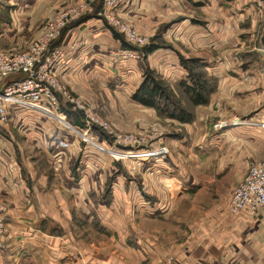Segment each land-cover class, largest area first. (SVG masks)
<instances>
[{
  "label": "crops",
  "instance_id": "crops-1",
  "mask_svg": "<svg viewBox=\"0 0 264 264\" xmlns=\"http://www.w3.org/2000/svg\"><path fill=\"white\" fill-rule=\"evenodd\" d=\"M247 1L258 9L253 0ZM73 2L0 0V11L3 3L15 5L16 11L10 12L6 26L0 17V49L8 45L6 49L24 48L44 19ZM99 3L95 0L89 13L68 23L58 38L65 55L55 74L76 95L82 96L84 89L96 84L133 87V92L146 64L160 76L178 82L186 74L177 61L178 52L203 56L222 81H217L208 104L195 107L196 119L183 124L190 138L196 139L193 146L184 144L189 156L183 155L182 148L179 153L170 148L169 156L136 164L138 178L128 186L121 179L113 181L109 198H101V181L76 183L69 169H58L61 162L56 159L65 158V150L76 148L79 141L66 127L31 108L7 105V119L0 120V202L7 205L0 264H156L160 260L171 264H264V205L254 216L227 210L230 192L243 174L231 178V165H248L264 157V127L260 123L261 127L253 126L257 125L253 122L215 130L207 127L212 119L228 116L264 120V103L254 105L264 96V66L251 62L244 71L240 68L239 76L249 75L248 80L225 78L223 38L231 27L221 15L220 0H127L116 13L138 29L154 32L165 21L183 19L164 35L170 48L156 49L145 59L114 62L111 53L122 47V40L102 17ZM94 7L99 9L95 12ZM262 15V9L254 12L255 23ZM75 39L81 44L70 49ZM245 97L249 100L243 102ZM63 106L66 102L64 110ZM83 121L82 128H86L87 120ZM15 131L30 146L46 150L57 186H43V173L37 182L29 183L33 170L29 165L26 168ZM188 158L195 171L188 169ZM96 166L85 167L84 176L100 167Z\"/></svg>",
  "mask_w": 264,
  "mask_h": 264
},
{
  "label": "rangeland",
  "instance_id": "rangeland-1",
  "mask_svg": "<svg viewBox=\"0 0 264 264\" xmlns=\"http://www.w3.org/2000/svg\"><path fill=\"white\" fill-rule=\"evenodd\" d=\"M220 3L221 15L226 16L225 19L229 20V25L231 27L230 30L225 33V37L223 38L225 78L228 77V80L251 79L249 75L242 74V76H239V72H242L240 71V68L244 71L243 67H246L251 62H254L257 65H259L261 62L264 66V49L262 48L260 42L264 28V7H258V9H262L263 15L261 17L262 20H257L255 23L253 19L254 12L258 9H254V7L251 8V3H249L247 0H220ZM1 9L2 10L0 12H3V14H0V17H3V20L1 21L5 23L4 26H6V24L11 20L10 12H13L14 14L16 12L15 5L10 6L3 3ZM181 19L183 18L177 17L173 20L165 21V23L158 26L154 32L151 30L146 31L138 29L137 27L136 28L138 32L142 33L146 37V44L150 42H158L159 45L163 46L162 48H170V42L164 38V35L170 34L172 27L176 26L172 24L178 22V20L180 21ZM197 21L198 20L195 19V22ZM191 22L194 21L192 20ZM0 26H2V24ZM169 27L170 30L168 31ZM28 37H25V39H28ZM155 37L157 38L155 39ZM6 47H10V45ZM140 50L142 51V49ZM178 53L176 58L179 62ZM181 54L184 57L197 56L204 59L203 56L195 54ZM142 55V57L145 59L146 57L144 56L143 51ZM205 68L204 69L206 70L207 75L210 76V78L212 77V81H216L215 83L217 89V81L222 80H219L218 76L213 72L208 64ZM154 70L160 76L157 70ZM261 72L264 76V69H262ZM160 77L164 79L169 85L175 87V83L177 82H171L165 77ZM262 80L264 81V78H262ZM124 88L125 87L117 88L112 86L107 88L104 85L96 84L95 88L93 89H84L85 94L82 96L76 95L74 92L70 91L75 100H78L79 104L82 106H78L77 103L69 101L66 102V104L71 110L81 109L84 120H88V124L86 122V128H82L73 124V121H70V119L66 117L64 113L60 116L57 113L48 114L36 111L41 117L45 119L47 118L51 121H56L58 125H61V127H66L71 135L78 138L79 141L76 145V148H67L64 152L66 157L56 159L57 161L61 162L58 166V169H69L70 176L73 177L76 183H80L88 179H90L92 183L101 181L103 184L101 198L110 197V185L113 181L121 179L122 183H125V185L128 186L129 184H132L131 182L133 180L138 178L136 175L138 173L135 170L137 169L136 164L143 165L144 162H150L151 158L156 157L146 155L145 151L148 147L155 149L159 147L166 148L167 152L163 156H169L170 148L177 149L178 153L180 151L179 148H182L184 152L182 150L181 152L183 155H185V157H188L190 152L186 147L187 145L184 144H191L193 146L194 143H196L195 136H193L192 139L190 138L187 128H185V125H183L184 123H178L176 120L157 116L155 110L152 107L138 103L132 99L131 95L133 92H131V89L133 87H131V89ZM176 94V98L179 97V99L181 98L183 100L181 102H186V95L181 88L177 90ZM248 100L249 98L245 97L243 102ZM260 102L264 103V96L257 98L254 105H259ZM194 109L195 107L193 108L195 116ZM91 116H97V118L105 120L109 124V128L112 129V133L118 134L130 132L137 136V141L133 144H113L111 141L115 138V136L113 137L111 134V138L106 136L109 135L107 130L104 131L99 129L97 122L90 120ZM232 120H242L243 122L245 121V123H247L235 124L237 126L252 125L248 123L253 122L257 124H253V126L261 127L259 125L261 120L255 122L246 116H244V118L238 116H228V119H212L207 127L210 126L215 130L224 128L226 126H233L234 124H232ZM214 124H217V126L214 127ZM61 130H63V128H61ZM15 133H17V135H15ZM14 138L18 140L19 144H22L19 146V148L26 168H28L29 165V170H33V176L29 180V183L32 184L37 182L38 176L43 173V186H48L49 184L57 186L58 179L55 177V169L49 163V161H47L46 150L44 152V150H39L36 146H30L27 144L26 138L23 136L20 137V134H18L17 131L14 132ZM49 150L51 151L50 147ZM191 150L192 153H194V148H191ZM203 152L205 151L202 150V153ZM185 160L189 161L188 169L191 168L193 171H195V165L194 163L190 162V158ZM96 165H100V167L97 168L96 171L92 169L90 174H87V179H85L86 177L83 173L85 172V167L88 166L91 168ZM247 166V164H232L231 178H233L234 174H239L240 172L244 173ZM170 173L174 174L175 172L172 173L170 171ZM91 198L93 199L94 196H91ZM54 212L58 213V209L55 208ZM5 213L6 211L4 212V216ZM57 213L54 214L56 215ZM6 228L7 226L5 222L4 232L6 231ZM43 228L44 225L41 224V229Z\"/></svg>",
  "mask_w": 264,
  "mask_h": 264
},
{
  "label": "built area",
  "instance_id": "built-area-1",
  "mask_svg": "<svg viewBox=\"0 0 264 264\" xmlns=\"http://www.w3.org/2000/svg\"><path fill=\"white\" fill-rule=\"evenodd\" d=\"M95 0H74L59 10V12L43 20L39 32L32 37L22 49H0V120L7 119V105H18L43 113H57L62 115V104L74 102L78 106L70 90L58 79L55 67L65 55V47L57 42L66 25L75 19L87 14ZM101 3L102 17L110 24L124 40L138 48L122 46L112 51L114 62L124 58L139 59L142 57L140 46L146 44V37L138 32L136 26L129 20L121 18L116 11L127 0H98ZM255 6L264 7V0H253ZM81 41L69 44L70 49H75ZM264 49V48H263ZM87 115V114H86ZM90 120L96 121L99 128L115 136L112 143H131L137 141V136L130 132L112 133L109 124L91 116ZM242 121V120H240ZM88 123V120H87ZM245 123V122H244ZM243 123V124H244ZM242 124V123H240ZM264 127V120L260 122ZM214 127L217 124L213 125ZM166 148L148 147L147 156H163ZM227 210L231 214L248 213L256 215L259 208L264 205V157L257 162L248 164L245 172L240 176L230 192ZM7 205L0 202V234L5 230L4 212ZM156 264H171L170 260H160Z\"/></svg>",
  "mask_w": 264,
  "mask_h": 264
},
{
  "label": "trees",
  "instance_id": "trees-1",
  "mask_svg": "<svg viewBox=\"0 0 264 264\" xmlns=\"http://www.w3.org/2000/svg\"><path fill=\"white\" fill-rule=\"evenodd\" d=\"M93 9L96 12L99 7H94ZM113 32L116 38L122 40V46L126 45L138 48L129 44L118 32ZM156 38L157 37H155V39ZM57 42H59V40ZM162 47L163 46L159 45L158 42H150L139 48L142 49L146 57L147 53ZM178 59L180 66L184 68L186 74L184 78H181L175 83V87L169 85L154 69L146 64L143 68L140 82L136 86L131 97L138 103L152 107L159 117L170 118L176 120L178 123H191L195 119L193 108L197 105H206L209 103L211 93L216 89V81H212V77L210 78V76L207 75L205 70L207 63L204 59L197 56L184 57L181 53H178ZM179 88H181L186 95L185 103L181 102L183 101L181 98L175 97ZM63 108L66 117L71 119L75 125L85 127L81 109L71 110L67 104L63 106Z\"/></svg>",
  "mask_w": 264,
  "mask_h": 264
},
{
  "label": "water",
  "instance_id": "water-1",
  "mask_svg": "<svg viewBox=\"0 0 264 264\" xmlns=\"http://www.w3.org/2000/svg\"><path fill=\"white\" fill-rule=\"evenodd\" d=\"M260 42H261L262 48H264V28H263L262 35L260 38Z\"/></svg>",
  "mask_w": 264,
  "mask_h": 264
},
{
  "label": "bare ground",
  "instance_id": "bare-ground-1",
  "mask_svg": "<svg viewBox=\"0 0 264 264\" xmlns=\"http://www.w3.org/2000/svg\"><path fill=\"white\" fill-rule=\"evenodd\" d=\"M244 122L243 121H240V120H232V124H240V123L243 124Z\"/></svg>",
  "mask_w": 264,
  "mask_h": 264
}]
</instances>
